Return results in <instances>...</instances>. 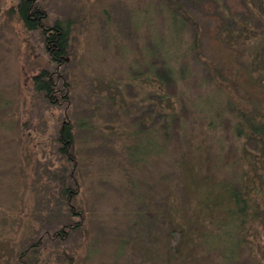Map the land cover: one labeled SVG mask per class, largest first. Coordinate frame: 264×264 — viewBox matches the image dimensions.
<instances>
[{"label": "rangeland", "instance_id": "374dc122", "mask_svg": "<svg viewBox=\"0 0 264 264\" xmlns=\"http://www.w3.org/2000/svg\"><path fill=\"white\" fill-rule=\"evenodd\" d=\"M18 1L0 0V264H178L165 262L160 212L165 192L171 202L182 199L180 153L190 147L201 173L206 162L219 175L234 168L229 162L220 165L221 151L235 144L223 128L228 111L211 129L206 125L210 114L191 106L210 87L202 60L187 48L192 25L185 21L180 32L177 25L169 31L161 0H34L42 25L28 28ZM174 1L198 22L200 54L205 55L212 6L205 0ZM56 20L70 24L61 65L51 61L42 35V27ZM259 23L254 20L252 27ZM223 35L228 38L226 30ZM251 39H230L244 62L251 60ZM173 43L184 49L177 60L186 70L167 89L180 122L163 149L155 147L161 141L155 97L165 88L142 72L160 65L164 54L176 56ZM41 68L57 69L67 81V100L56 91L57 103H51L34 90L32 75ZM258 74L264 77V69ZM142 116L156 133L144 131ZM64 122L73 127V172L70 165L64 167L58 150ZM134 136L136 154L155 148L135 162L123 150ZM205 149L204 161L198 155ZM70 172L77 181L72 215L60 195ZM69 221L78 226L66 225L63 234L50 237V231ZM248 232L249 245L234 259L223 260L198 243L185 264H264V234L258 226Z\"/></svg>", "mask_w": 264, "mask_h": 264}, {"label": "trees", "instance_id": "16d2710c", "mask_svg": "<svg viewBox=\"0 0 264 264\" xmlns=\"http://www.w3.org/2000/svg\"><path fill=\"white\" fill-rule=\"evenodd\" d=\"M161 1L168 12L169 31L177 25L180 32L185 21L192 25L193 35L187 48L194 49L206 69L210 87L191 106L210 114L206 125L211 129L217 125L216 119L226 109L228 116L223 128L230 132L235 142L230 148L221 151L223 161L221 160L220 165L224 166L228 162L234 165L225 175L215 173L207 162L204 172H198L190 147L184 148L180 153L176 165L182 199L179 203L171 202L169 192H165V199L161 203L165 262L185 264L195 253L198 243L205 250L215 251L223 260H232L243 245H249L248 231L252 227L258 226L264 234V77L258 74L260 69H264L263 0H205L212 6L207 16L212 25L207 27L209 42L204 44H207L205 55L200 54L198 22L180 3L174 0ZM33 5V0H19L16 5L19 16L28 28L41 26L35 21L36 18L32 19ZM254 20L260 22L256 28L252 27ZM69 29V22L62 24L60 20L42 29L51 61L57 65H61V61L66 59ZM225 30L228 38L223 35ZM236 35L244 40H249L250 37L254 39V47L249 53L251 60L248 62L240 58L233 40L230 41ZM174 45L176 44L170 45V48L177 47L176 56L160 55V65L148 66L142 72L145 77L153 76L157 85L165 88L162 92H157L155 97V115L160 120L161 128V141H156L155 147L159 148L160 144L163 149L171 140L170 134L175 125L178 126L180 122L167 89L175 87L186 70V65L177 60L184 49H181L182 45ZM56 79L61 80L60 86ZM32 83L34 90L42 92L51 103H57L54 98L56 91L61 92V99L67 100L69 97L68 83L57 69L52 72L46 68L39 69L32 75ZM144 117L142 116L141 124L144 131H149L152 127L144 122ZM155 130L152 128L153 132ZM73 137L71 123L64 122L57 136L60 142L58 150L63 156L64 167L70 165L71 172L77 168V157L71 148ZM138 137L125 143L123 148L128 160L133 162L141 160L150 151H155L153 148L145 154H136L133 150L139 146ZM208 154L205 149L198 156L205 161ZM71 172L62 180L60 195L64 196L67 211L72 215L75 212L71 201L77 194V181L72 178ZM73 183L76 185L74 188L70 185ZM77 213L80 214L81 209ZM66 225L75 228L78 222L69 221L58 229L54 228L49 232L50 237L63 234ZM73 262L72 260L71 264H75ZM79 264H82L80 260Z\"/></svg>", "mask_w": 264, "mask_h": 264}, {"label": "flooded vegetation", "instance_id": "af4514ba", "mask_svg": "<svg viewBox=\"0 0 264 264\" xmlns=\"http://www.w3.org/2000/svg\"><path fill=\"white\" fill-rule=\"evenodd\" d=\"M34 1V0H33ZM40 13H42V10H40L37 6L33 8V11H32V19L35 20L36 18V22L37 24L39 25H42L38 22V17L40 16ZM42 28H48V27H42Z\"/></svg>", "mask_w": 264, "mask_h": 264}]
</instances>
